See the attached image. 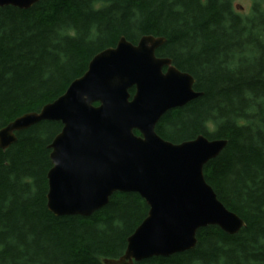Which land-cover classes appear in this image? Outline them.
Here are the masks:
<instances>
[{
	"label": "trees",
	"instance_id": "obj_1",
	"mask_svg": "<svg viewBox=\"0 0 264 264\" xmlns=\"http://www.w3.org/2000/svg\"><path fill=\"white\" fill-rule=\"evenodd\" d=\"M39 0L0 7V128L60 96L120 36L164 37L155 50L194 78L200 95L164 113L156 133L178 143L201 134L225 147L203 167L237 233L196 231L194 248L135 264H264V0ZM132 95L133 89L130 90ZM61 123L40 120L0 148V264H106L148 207L116 192L87 217L46 207L48 148ZM137 133V132H136Z\"/></svg>",
	"mask_w": 264,
	"mask_h": 264
},
{
	"label": "water",
	"instance_id": "obj_2",
	"mask_svg": "<svg viewBox=\"0 0 264 264\" xmlns=\"http://www.w3.org/2000/svg\"><path fill=\"white\" fill-rule=\"evenodd\" d=\"M37 1L0 0V7L27 9ZM164 42L148 34L134 44L120 36L114 47L94 54L60 96L0 128L5 149L16 140L15 132L40 120L61 123L48 145L46 173V207L55 216L87 217L116 192L144 200L146 216L127 237L123 255L106 264H135L190 250L202 227L234 234L245 226L203 174L226 141L199 134L173 143L155 131L164 113L200 95L189 73L169 57L156 56Z\"/></svg>",
	"mask_w": 264,
	"mask_h": 264
},
{
	"label": "rangeland",
	"instance_id": "obj_3",
	"mask_svg": "<svg viewBox=\"0 0 264 264\" xmlns=\"http://www.w3.org/2000/svg\"><path fill=\"white\" fill-rule=\"evenodd\" d=\"M250 5V0H234L233 6L237 11L245 12L248 10V7Z\"/></svg>",
	"mask_w": 264,
	"mask_h": 264
}]
</instances>
